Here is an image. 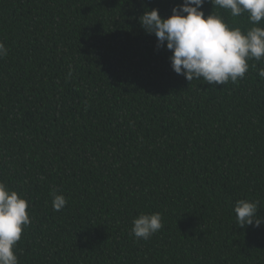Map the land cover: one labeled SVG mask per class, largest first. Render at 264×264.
Returning <instances> with one entry per match:
<instances>
[{
    "label": "trees",
    "instance_id": "1",
    "mask_svg": "<svg viewBox=\"0 0 264 264\" xmlns=\"http://www.w3.org/2000/svg\"><path fill=\"white\" fill-rule=\"evenodd\" d=\"M180 3L0 0V182L31 221L18 264H264V223L233 211L249 199L264 217V60L222 86L176 74L138 17ZM156 212L163 227L135 239Z\"/></svg>",
    "mask_w": 264,
    "mask_h": 264
},
{
    "label": "clouds",
    "instance_id": "2",
    "mask_svg": "<svg viewBox=\"0 0 264 264\" xmlns=\"http://www.w3.org/2000/svg\"><path fill=\"white\" fill-rule=\"evenodd\" d=\"M220 9L228 10L232 17L247 13L251 27L242 30L230 27L220 15L205 16L202 5L205 0H182L174 5L171 14L162 17L158 9H145L138 17L143 30L153 34L156 46L170 51L172 70L191 82L193 79L217 86L229 81L243 79L249 69V60H264V0H208ZM8 54L0 42V58ZM256 65H252L255 67ZM264 79V68L258 70ZM71 75V72H69ZM53 210L60 211L66 198L55 190L50 193ZM28 202L14 190L0 182V264H18L14 252L21 239L24 227L31 221ZM258 202L238 199L233 211L235 224L259 227L264 217L258 216ZM163 227L162 216L156 213H141L132 222L131 234L135 239L148 240Z\"/></svg>",
    "mask_w": 264,
    "mask_h": 264
}]
</instances>
